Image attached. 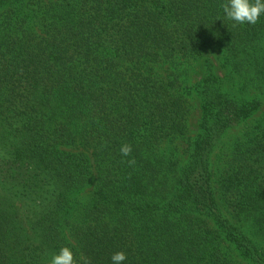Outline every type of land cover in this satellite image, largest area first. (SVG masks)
I'll use <instances>...</instances> for the list:
<instances>
[{
  "label": "trees",
  "instance_id": "1",
  "mask_svg": "<svg viewBox=\"0 0 264 264\" xmlns=\"http://www.w3.org/2000/svg\"><path fill=\"white\" fill-rule=\"evenodd\" d=\"M225 2L0 0V264H264V16Z\"/></svg>",
  "mask_w": 264,
  "mask_h": 264
},
{
  "label": "clouds",
  "instance_id": "2",
  "mask_svg": "<svg viewBox=\"0 0 264 264\" xmlns=\"http://www.w3.org/2000/svg\"><path fill=\"white\" fill-rule=\"evenodd\" d=\"M224 18L236 24H257L264 16V0H226L222 5ZM223 20V19H222ZM132 147L124 144L120 148L122 157L130 156ZM131 166L134 160H128ZM111 264H124L127 260V254L123 251L115 252L111 256ZM47 264H92L90 259L80 255L77 259V253L71 247L60 248L57 253L52 254Z\"/></svg>",
  "mask_w": 264,
  "mask_h": 264
},
{
  "label": "rangeland",
  "instance_id": "3",
  "mask_svg": "<svg viewBox=\"0 0 264 264\" xmlns=\"http://www.w3.org/2000/svg\"><path fill=\"white\" fill-rule=\"evenodd\" d=\"M211 56V55H210ZM212 59H214V62L217 66V72L220 74V75H224V71L222 70V67L219 65V62L217 59H215L214 56H211ZM204 58L201 59L200 61L196 62V65H195V68H192L190 65H188L187 63L185 65H183V67H187L189 68V70L191 71V80L192 82L196 81L198 78H201L203 76V73H204V70H205V67H204ZM250 95H253V96H256L258 95V93L256 91H254L253 89L249 92ZM194 103H195V109H194V112H193V115H192V118H191V125H192V128H195L197 127V124H198V119L200 117V108H199V103L197 100H194ZM264 113V104H263V107L262 109L257 113V115L255 117H261L262 114ZM253 121L250 120L248 122V124L252 123ZM244 126L245 124H242L234 129H232V133H235V134H239L243 129H244ZM175 144H180L182 148L185 147V144L182 140H179V141H176ZM181 148V149H182ZM90 190L89 189H86V190H83L80 194H79V197H80V200L82 203H84L87 199H88V194H89Z\"/></svg>",
  "mask_w": 264,
  "mask_h": 264
}]
</instances>
